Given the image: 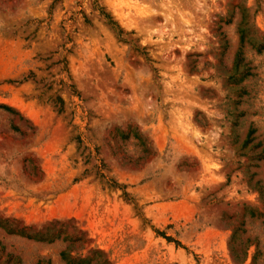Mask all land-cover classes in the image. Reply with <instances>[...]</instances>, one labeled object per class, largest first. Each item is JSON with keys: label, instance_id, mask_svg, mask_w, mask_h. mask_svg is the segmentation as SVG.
I'll list each match as a JSON object with an SVG mask.
<instances>
[{"label": "rangeland", "instance_id": "374dc122", "mask_svg": "<svg viewBox=\"0 0 264 264\" xmlns=\"http://www.w3.org/2000/svg\"><path fill=\"white\" fill-rule=\"evenodd\" d=\"M0 106V264H264V0H0Z\"/></svg>", "mask_w": 264, "mask_h": 264}, {"label": "trees", "instance_id": "16d2710c", "mask_svg": "<svg viewBox=\"0 0 264 264\" xmlns=\"http://www.w3.org/2000/svg\"><path fill=\"white\" fill-rule=\"evenodd\" d=\"M103 17L105 19V22L107 23V25L115 32V34L117 35V37L119 38V40H124V38H122L120 35H122V31L120 28H118L117 26H115V23L113 21H111L105 14H103ZM55 102L57 103V107H56V111L57 112H61L62 111V107H61V100H59V98L55 99ZM0 108H3L2 106H0ZM4 109V108H3ZM76 141L79 142V137H76ZM95 173L101 177L102 174L98 172V170L95 171ZM106 185L111 187V188H118V189H122L124 186L123 185H119L116 182H113L111 179H107V181H105ZM121 195L125 198L128 199L126 192L123 191L121 192ZM3 221H7L6 219H4ZM3 221H0V226H5L7 229V232L10 233H15V234H19V235H23L26 238H36L37 234H31L27 231H25L24 227H20V228H16L12 225L6 226ZM166 240L170 241L169 238H167L166 236H164ZM177 245V242H174ZM70 261H73V258H69ZM102 264V263H99Z\"/></svg>", "mask_w": 264, "mask_h": 264}]
</instances>
